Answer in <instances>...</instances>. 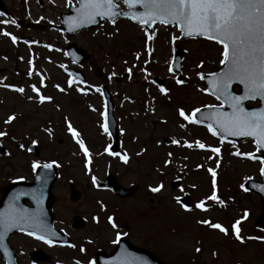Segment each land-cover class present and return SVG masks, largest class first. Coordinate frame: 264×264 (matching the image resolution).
<instances>
[{
    "label": "rangeland",
    "instance_id": "1",
    "mask_svg": "<svg viewBox=\"0 0 264 264\" xmlns=\"http://www.w3.org/2000/svg\"><path fill=\"white\" fill-rule=\"evenodd\" d=\"M4 1L9 10L20 13L27 22L49 23L57 20L68 0H42L43 5L38 0ZM5 31L9 37L16 38V43L0 34V52L19 49L20 61L11 54L13 61L8 68L21 72L18 87L24 92L16 96L0 93V103L2 98L4 100V105H0V130L10 128L20 139L18 146L15 142L6 144L12 156L0 159V179L25 178L34 172L32 164L36 158L27 153L29 143L41 147L39 158L58 159L56 166L61 177L53 189L55 227L68 233L73 240L70 247L55 244L44 247L46 245L16 234L10 242L17 251L19 264H34L29 254L36 249H43L51 257L52 264H85L98 250L113 249L114 231L111 229H118V226L128 231L130 243L151 251L166 264H264V227L260 231L254 227L259 216L258 197L236 192L239 181L243 183L246 177H258L260 162L223 150L220 156L213 153V158L201 159L200 155L212 153L197 148L199 138L207 146L220 144L211 138L213 135L208 130L192 127L177 116L180 110L190 115L196 106L218 104L206 95L200 76L220 68L221 49L208 42H183L173 32L156 34L152 46L147 48L142 32L134 25L124 21L105 24L73 38L76 45L91 55V60L83 65L87 86L75 84L68 88L63 66L74 65L58 52L64 45L60 33L47 28H17L8 18H0V33ZM171 33L175 39L168 38ZM24 39H30L32 45L28 47ZM178 46L186 50L180 84L176 83L177 73L171 69ZM32 58L33 66L29 64ZM99 71L103 72L102 77L97 75ZM106 76H110L109 82ZM119 78L121 80H117ZM154 78L162 82L166 95L154 85ZM31 86L49 99L41 102ZM103 86L112 93L121 124L124 121V126L130 130L128 135L134 137L125 138L130 140L123 152L128 153V165L112 161L102 150L111 144L99 134L105 122ZM79 89H84L83 94ZM9 116L17 119L5 123ZM46 116L51 121L50 126L46 125ZM66 119L72 126L82 127L85 145L93 156L91 173L83 167L78 145L69 143L64 134ZM168 138L177 143L166 146ZM233 151L252 154L257 150L250 142L242 141L238 150ZM109 169L122 185L138 186L131 199H116L113 193L93 189L92 178L105 180ZM209 169L216 175L218 202L208 199L213 192ZM181 178L183 192L172 189V182L182 181ZM72 180L84 192L83 205L69 201L67 192ZM163 181L166 183L163 190L153 193L151 188ZM185 193L193 200V208L189 211L183 210L174 198ZM201 201L206 211L196 208ZM79 216L88 217L89 222L81 230L72 231L71 225L79 221ZM109 217L114 222L106 225ZM94 218L100 225L95 224ZM204 220L220 224L227 234L199 222ZM237 221H240L237 227L242 242L232 231ZM63 223L67 228H61ZM113 225L115 227L110 229ZM0 264H3L1 258Z\"/></svg>",
    "mask_w": 264,
    "mask_h": 264
},
{
    "label": "snow or ice",
    "instance_id": "2",
    "mask_svg": "<svg viewBox=\"0 0 264 264\" xmlns=\"http://www.w3.org/2000/svg\"><path fill=\"white\" fill-rule=\"evenodd\" d=\"M123 3L130 10L137 6L143 10L127 15L128 19L134 20L138 24L149 26L157 22L161 25L174 24L183 36L202 37L221 47L219 63L223 67L219 73H213L212 78L209 79L210 94L220 100L221 108L226 105L230 111L214 109L210 115H201L200 120L213 121L215 128L225 135L252 138L257 149H264V107L249 111L243 104L246 100H258L264 104V0H123ZM115 7L113 0H80L77 21L78 23H93L96 17H107L111 21L116 16L126 15L115 11ZM0 34L9 37V33L6 31ZM9 38L13 44L16 43L15 37ZM147 39L151 40L152 35H147ZM169 70L171 71V69ZM201 78L203 79V77ZM176 83L180 84L182 81L177 80ZM233 83L242 86V95H235L229 91ZM40 84L41 87L44 86L43 78H41ZM31 87L41 102L49 99L42 96L35 86ZM13 90L19 93L24 92L23 88ZM58 90L63 91L59 88ZM96 90L99 91V89ZM160 92L164 93L165 89L161 87ZM198 112L200 110L196 109L189 115L180 110L178 114L189 123H197L195 117ZM13 119V116H9L5 123H10ZM206 126L213 136L217 135V131L213 130L212 125ZM68 131L87 158L88 152L83 142L77 138L78 133L70 124ZM4 135L5 133L0 132V137ZM173 143L177 142L173 141ZM184 146L192 147V145ZM196 146L205 149V145L202 143L197 142ZM208 150L217 155L220 154L219 148L213 147ZM108 154L112 155L113 153L109 152ZM233 155H246L249 160L255 158L251 153H233ZM120 158L126 162L125 156ZM260 164V173L264 175V159L260 160ZM37 167L39 166L36 163L32 164L34 171ZM43 167L47 168L50 165ZM209 171L214 178L215 173L211 169ZM159 190V187L151 189L153 192ZM261 190L264 191V189ZM208 199L218 202L215 193V179H213L212 195ZM203 203L201 201L196 204V208L206 211ZM108 222L112 224L111 217L108 218ZM199 222L227 234L218 223H211L207 220ZM20 223L27 224L36 230H44V225L38 216H27L22 212L10 213L7 219H0V229L15 227ZM239 223L240 221H237L232 225V231L235 238L242 242L238 234L237 225ZM36 238L41 239L42 237L37 236ZM44 242L48 243L47 240Z\"/></svg>",
    "mask_w": 264,
    "mask_h": 264
},
{
    "label": "water",
    "instance_id": "3",
    "mask_svg": "<svg viewBox=\"0 0 264 264\" xmlns=\"http://www.w3.org/2000/svg\"><path fill=\"white\" fill-rule=\"evenodd\" d=\"M115 1L116 0H113L114 3H115ZM135 9H131V10L129 9L130 11L128 13H124L126 15L116 16V17L112 18V21L116 20L118 17H127V15L131 14V12H134ZM78 10L79 9H77L71 15L72 18H74L76 21H77V16H78ZM114 10L117 11V8L115 7ZM96 19H97V17L95 18V22H96ZM102 19L106 20L108 18L105 17V18H102ZM95 22H93V23H87V22L81 23L82 24V28H87L90 25L94 24ZM183 37L187 38L186 36H183ZM179 54H180V52H179ZM178 60L179 59H177V61ZM260 107H264V104H261ZM245 108H246V110H249V111H253V110L258 109V108H247L246 106H245ZM220 134H222V136H224V137H228L229 136V135H225L222 132H220ZM55 177H56V173L54 172L53 167H47L46 168V174L43 173L42 170H40V172L38 174V179L39 180H44V181H47V182L53 181L55 179ZM110 185L115 188V190L120 194L121 197L129 196L128 193L123 192V190L121 188H119V186L117 185L116 182L112 181L110 183ZM15 191H16V188H14V186L8 188L5 191L4 198H3L2 202H1L2 204H0V214L1 215L3 213L7 214V213L12 211V207L11 206H7L3 210V212H1V210L3 209L2 208L3 202L5 201L7 195H9V194H13L14 195ZM31 201L34 202L33 199ZM262 205H263V215L258 221V226H262L264 224V203L263 202H262ZM19 211L23 213V209H20ZM27 216H32V215L31 214H27ZM0 219H3V218L0 216ZM77 227H80V226H77ZM15 231H28V232H31V233L34 234V233H37L38 230H36L34 228H30L27 224H24V223L17 224L15 227H11V228H8V229H0V249L3 252V256H4L5 260H6V264H17L15 256H14V252L7 244V234L10 233V232H15ZM41 232L42 233L40 234V236H42V237H44V238H46L48 240H51L53 242H59V243H62V244H68L69 241H70V239L66 235H64V234H62L60 232H56V231H54L52 229L50 213H49L48 223H46V226H44V230H41ZM124 241H125L127 247L130 250L128 251L123 246H120V248L117 249L111 256L106 257L108 260L106 261L105 264H112V263H117V264H162L161 262H159L149 252L134 248L126 240H124ZM32 257L34 258L35 261L45 260L43 258L44 257L43 254L40 253V252L36 253V254H33Z\"/></svg>",
    "mask_w": 264,
    "mask_h": 264
},
{
    "label": "flooded vegetation",
    "instance_id": "4",
    "mask_svg": "<svg viewBox=\"0 0 264 264\" xmlns=\"http://www.w3.org/2000/svg\"><path fill=\"white\" fill-rule=\"evenodd\" d=\"M15 71H16L15 69H12V73H15ZM0 75H1V74H0ZM11 77H12V76L10 75V79H11ZM3 157H4L3 155L0 156V159L3 158ZM82 196H83V194H82ZM81 198H82V197H81ZM83 200H84V197H83ZM82 202H83V201H82Z\"/></svg>",
    "mask_w": 264,
    "mask_h": 264
}]
</instances>
